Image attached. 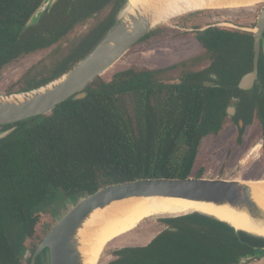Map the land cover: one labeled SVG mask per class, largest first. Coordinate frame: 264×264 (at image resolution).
<instances>
[{
  "label": "trees",
  "instance_id": "1",
  "mask_svg": "<svg viewBox=\"0 0 264 264\" xmlns=\"http://www.w3.org/2000/svg\"><path fill=\"white\" fill-rule=\"evenodd\" d=\"M42 1L0 0V75L40 50L56 46L57 55L28 69L10 94L40 88L68 73L116 23L122 3L61 0L21 35ZM107 6L112 8L109 18L97 20L87 34L73 36ZM229 32L215 27L197 35L205 40ZM227 52L218 50L208 69L180 70L179 84L167 83L168 73L184 64L161 70L132 67L110 82L98 78L87 98L68 100L52 113L22 123L3 140L0 264H23L25 253L36 251L39 233L51 230L44 210L58 196L78 202L107 185L140 178L203 177L204 169L194 173L202 141L224 129L230 85L241 75ZM210 73L222 78V88L203 86ZM242 118L245 125L251 123ZM160 222L166 229L149 245L118 250L109 264H234L264 247L261 238L236 234L197 214Z\"/></svg>",
  "mask_w": 264,
  "mask_h": 264
},
{
  "label": "water",
  "instance_id": "2",
  "mask_svg": "<svg viewBox=\"0 0 264 264\" xmlns=\"http://www.w3.org/2000/svg\"><path fill=\"white\" fill-rule=\"evenodd\" d=\"M59 1L43 0L25 25L21 35L36 26L45 13L50 12ZM129 7L130 0H122L116 23L68 73L31 91L0 95V129L10 126L0 131V143L19 130L22 123L48 115L68 100L80 101L87 98V89L91 84L98 78H102L158 25L164 23L155 24L144 9L126 10ZM253 33L256 53L254 71L243 78L241 88L248 82L251 84L258 76L261 46L264 56V9ZM227 114L233 117L232 106L228 107ZM251 181L254 180H214L190 176L187 178H140L107 185L80 199L53 226L37 246L30 264H37L38 261L41 264H84L80 250V231L88 219L96 211L106 209L114 203L134 199L165 198L215 206L228 205L247 212L253 224L264 226V209L253 197ZM194 214L223 224L233 229L236 234L243 232L264 240V236L239 230L229 222L209 214L191 212L181 216ZM170 231L176 232L177 229H170ZM261 257H264V248L256 250L254 254L241 256L234 264H248Z\"/></svg>",
  "mask_w": 264,
  "mask_h": 264
},
{
  "label": "rangeland",
  "instance_id": "3",
  "mask_svg": "<svg viewBox=\"0 0 264 264\" xmlns=\"http://www.w3.org/2000/svg\"><path fill=\"white\" fill-rule=\"evenodd\" d=\"M263 9L264 2L256 6L242 9L201 10L173 18L158 25L153 30L170 28L171 31L164 32V37L159 38L160 40L158 41L152 39L146 42L144 41L143 44H138L113 68L105 73L102 78L106 82H110L114 75L132 67L155 70L170 67L173 64L197 57L202 53V46L199 45L193 37L195 34L192 33L195 29L202 30L206 26L213 25L223 29L254 32ZM90 29V26L84 25L80 27L73 36L81 37L87 34ZM148 38H146V40ZM67 46L68 45H66L65 48ZM55 48L38 53L25 59L23 62L7 68L0 75V95L10 94V87L21 79L28 69L45 60L50 61L52 56H57L56 53H54ZM159 56L160 58L164 56L167 59L164 60L165 62L159 63ZM208 64L209 62L205 61L201 66L206 67ZM198 68H200V66L190 69L196 70ZM179 73L177 72L169 75L170 80L175 79L174 81H177L179 79ZM242 130L244 134L241 138V143H239L240 128L236 122L231 121L229 118L220 135L205 138L201 144L200 154L194 173L204 169L205 173L203 177L208 179L260 180L258 183L251 184L264 186V180L261 181V179H264V158L260 159L256 155L252 158L250 157L252 146L254 147L255 143L261 141V139L258 140L257 123L248 127L243 126ZM257 149H259V146ZM77 203L78 202L74 198L66 199L63 196L56 197L55 200L50 203L51 205L45 208L43 214L45 220L50 224V229H52L53 226ZM163 218L169 217L155 216V218L146 219L124 238L109 243L100 252L96 264H109L114 261L115 256L113 253L122 248L145 247L149 245L166 229V226L160 222ZM39 234L40 239L36 240V247L46 236L43 232ZM34 253L31 250L26 252L23 258V264L31 262ZM248 264H264V257L253 260Z\"/></svg>",
  "mask_w": 264,
  "mask_h": 264
},
{
  "label": "bare ground",
  "instance_id": "4",
  "mask_svg": "<svg viewBox=\"0 0 264 264\" xmlns=\"http://www.w3.org/2000/svg\"><path fill=\"white\" fill-rule=\"evenodd\" d=\"M264 0H130L126 10L140 9L153 23L169 21L189 12L201 10L242 9L263 3ZM142 8V9H141ZM262 181V180H261ZM260 181H251L258 183ZM252 185L253 197L264 209V186ZM201 212L229 222L239 230L264 236V226L252 223L248 213L228 205L189 202L180 199H134L112 204L96 211L80 231L84 264H96L100 252L109 243L124 238L143 221L155 216L172 217ZM162 218V217H160Z\"/></svg>",
  "mask_w": 264,
  "mask_h": 264
},
{
  "label": "flooded vegetation",
  "instance_id": "5",
  "mask_svg": "<svg viewBox=\"0 0 264 264\" xmlns=\"http://www.w3.org/2000/svg\"><path fill=\"white\" fill-rule=\"evenodd\" d=\"M60 1L57 4H59ZM72 1L76 2L77 0H72ZM55 6L51 9L50 12H46L45 15L50 14L53 11V9L55 8ZM70 11H71V8L69 9V12ZM111 14H112V8L107 6L102 11H100L99 14L95 15L93 18H90L86 25H88L92 28L94 26V24H96L94 22H96L97 20H105V19L109 18ZM215 27L220 28L218 26L209 25V26H206L202 30L201 29H195V31L192 33V34H195V35H193V37L196 39L198 44L202 46V53L199 56L190 58L184 62L173 64L170 67L160 68V69H155V70L168 69V68H172L174 66L180 67L182 64H184L185 66H182L181 69H177L174 72L170 71L168 73V76L173 74V73H177V72L179 73L180 70H185L186 67H189L192 69L193 67L197 68L200 66V68L196 69L195 71L205 70V69H208L211 67L212 60L218 56V50H220V49H223L225 51L228 50L226 57L229 59V62H231V64L235 65L236 67L241 68L240 77L238 79H234V81H236V82H234V84L230 85V88L232 89V92H231L232 95L230 97V103H229L228 107L232 106L234 108V115H233V117H230L228 115V117L231 119V121L236 122L238 127L240 128L239 143H241V138L244 134V131L242 130L243 126L248 127V126H251V125H254L255 123H257L258 140L261 139V141L258 143H255L254 147L252 146L250 157L252 158L253 156L256 155L260 159L264 158V56H263V47L261 46V53H260V57H259V61H258V76H257V78L251 84H250V82H248L245 85V87L241 88L240 86H241V83L243 81V78L254 71V60H255V56H256V53H255V34L253 32H248V31L225 29V30H229L230 32L228 34L225 33L223 35L212 34L209 36L208 39H205V40H202V39H200V37H198L197 33H201V32H204V31L210 29V28H215ZM164 30H167V31H164ZM169 30L171 31L170 28L157 29L156 31H153L148 36H146L140 43L143 44L144 41L146 42V41H149L152 39L155 41L156 40L158 41V40H160L159 38L164 37L163 35L166 32H168ZM146 38H148V39L146 40ZM55 47L56 46H54L48 50H52ZM48 50H40V51H38V53L48 51ZM250 53H252V55ZM165 59H167V58L164 56H162L160 58V56H159L158 61H159V63H161ZM205 61L209 62V64L206 67H202L201 65ZM249 63L251 65L250 69H248ZM180 74H181V72L179 73V79L177 81H174L175 80L174 79V80H170L171 82H167V83L179 84L181 82L180 81ZM222 82L223 81H222V78L220 76H218L215 73H210V74H208L207 79L202 82V84H203V86H205L208 89H220L223 87ZM250 108H251V110H250ZM251 112H252V115H251ZM242 116H247V117L251 118V123H249L248 125H245V122H244V119L242 118ZM1 130H4V129L2 128V129H0V131ZM258 146H259V149H257ZM261 180H264V179H261ZM180 217H182V216H180ZM169 218H171V217H169ZM172 218H179V217L174 216ZM139 247H144V246H139ZM261 248H264V247L261 246ZM261 258H258V259H261ZM258 259H255V260H258Z\"/></svg>",
  "mask_w": 264,
  "mask_h": 264
},
{
  "label": "crops",
  "instance_id": "6",
  "mask_svg": "<svg viewBox=\"0 0 264 264\" xmlns=\"http://www.w3.org/2000/svg\"><path fill=\"white\" fill-rule=\"evenodd\" d=\"M256 181H260V180H256Z\"/></svg>",
  "mask_w": 264,
  "mask_h": 264
}]
</instances>
